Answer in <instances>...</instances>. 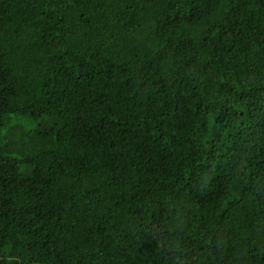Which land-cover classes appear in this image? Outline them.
I'll return each mask as SVG.
<instances>
[{
    "label": "trees",
    "instance_id": "obj_1",
    "mask_svg": "<svg viewBox=\"0 0 264 264\" xmlns=\"http://www.w3.org/2000/svg\"><path fill=\"white\" fill-rule=\"evenodd\" d=\"M0 264H264V0H0Z\"/></svg>",
    "mask_w": 264,
    "mask_h": 264
},
{
    "label": "rangeland",
    "instance_id": "obj_2",
    "mask_svg": "<svg viewBox=\"0 0 264 264\" xmlns=\"http://www.w3.org/2000/svg\"><path fill=\"white\" fill-rule=\"evenodd\" d=\"M10 119H12V123L9 128L13 129L16 136L10 140L11 133H7L6 138L9 142L7 148H11V151H14L13 154L18 158L32 155L35 151L36 141L28 139L30 137L29 131L35 132L39 124L35 121L33 122L29 117H11Z\"/></svg>",
    "mask_w": 264,
    "mask_h": 264
}]
</instances>
